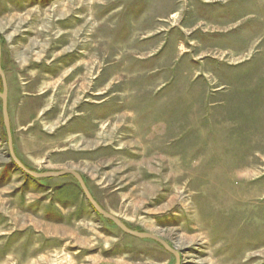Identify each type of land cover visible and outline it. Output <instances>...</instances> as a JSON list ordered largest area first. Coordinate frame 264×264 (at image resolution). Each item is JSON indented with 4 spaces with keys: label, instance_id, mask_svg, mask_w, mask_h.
I'll list each match as a JSON object with an SVG mask.
<instances>
[{
    "label": "rangeland",
    "instance_id": "obj_1",
    "mask_svg": "<svg viewBox=\"0 0 264 264\" xmlns=\"http://www.w3.org/2000/svg\"><path fill=\"white\" fill-rule=\"evenodd\" d=\"M0 42L26 168L180 264H264V0H0ZM0 264L176 258L23 172L0 98Z\"/></svg>",
    "mask_w": 264,
    "mask_h": 264
},
{
    "label": "water",
    "instance_id": "obj_2",
    "mask_svg": "<svg viewBox=\"0 0 264 264\" xmlns=\"http://www.w3.org/2000/svg\"><path fill=\"white\" fill-rule=\"evenodd\" d=\"M2 86V90L0 88V98L2 100V110H3V122L6 129L7 137H8V143H9V149H10V157L12 158L13 162L25 173L32 176L33 178H56V177H64L71 175L74 178L77 179V181L80 184V187L86 196L89 203L92 205L94 210L109 220L110 222L114 223L116 226H118L123 232L134 236L136 238L140 239H151L159 244H161L167 251L172 253L176 258V264H180V257L179 254L173 250L165 241L158 238L157 236H154L149 233H142V232H136L128 228V226L122 222L120 219L116 218L115 216L111 215L110 213L106 212L93 198L92 194L90 193L87 185L85 184L82 176L72 170H64L60 172H45V173H37L29 170L26 168V166L17 158L15 151H14V144H13V136H12V130H11V123L8 113V88H7V82L5 78V74L2 69V47L0 42V87Z\"/></svg>",
    "mask_w": 264,
    "mask_h": 264
},
{
    "label": "crops",
    "instance_id": "obj_3",
    "mask_svg": "<svg viewBox=\"0 0 264 264\" xmlns=\"http://www.w3.org/2000/svg\"><path fill=\"white\" fill-rule=\"evenodd\" d=\"M6 78V77H5ZM6 82H7V80H6ZM7 88H8V86H7ZM8 113H9V104H8ZM9 118H10V114H9ZM10 123H11V118H10ZM14 144V143H13ZM15 149V148H14ZM15 151V150H14ZM16 154V153H15ZM17 156V155H16ZM18 158V157H17ZM19 159V158H18ZM20 160V159H19ZM22 162V161H21Z\"/></svg>",
    "mask_w": 264,
    "mask_h": 264
}]
</instances>
